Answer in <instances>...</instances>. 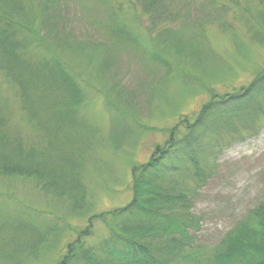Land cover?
Here are the masks:
<instances>
[{
    "label": "rangeland",
    "instance_id": "rangeland-1",
    "mask_svg": "<svg viewBox=\"0 0 264 264\" xmlns=\"http://www.w3.org/2000/svg\"><path fill=\"white\" fill-rule=\"evenodd\" d=\"M149 1L0 0V264L131 263L102 251L117 234L167 264L264 260L225 247L264 205V0ZM254 80L246 111L202 115Z\"/></svg>",
    "mask_w": 264,
    "mask_h": 264
},
{
    "label": "trees",
    "instance_id": "trees-1",
    "mask_svg": "<svg viewBox=\"0 0 264 264\" xmlns=\"http://www.w3.org/2000/svg\"><path fill=\"white\" fill-rule=\"evenodd\" d=\"M149 2H148L149 5L152 7L158 4V0H151ZM12 26H13V23H8V25L6 26L7 28L4 27V28L0 29V45L1 46L3 45L5 47L4 52L7 51V54H9V55H11L8 52L9 51V45H14V42L11 41V37H10L11 34L9 32V30H10L9 27H12ZM14 48L13 49L11 48L12 50L10 52L16 53V48L15 49ZM12 58H13V56H12ZM14 60H16V59H14ZM66 75L68 78L72 79L67 73H66ZM261 83H262V81L254 80L252 85L249 88H247L246 90L239 91V92L232 94V95H228V96H226L225 99L222 98L219 102H216V101H212V103L210 102L204 108L205 110L203 111L202 115L207 114L209 112V109L212 108L213 105L217 106L218 108L219 107L222 108V107L226 106L227 104H231V105H232V103L236 104L235 102L240 103L239 104V107H240L239 110H245L246 111L250 107L249 103H244L246 98L247 97H249V98L253 97L256 92H259L260 90H259V88H256V86L258 87L259 84H261ZM251 92H252V94H251ZM253 92H255V93H253ZM191 141H192V139H189V142H191ZM172 143L169 144L168 146L164 147L165 151L163 150L162 152H160L159 156L160 155L167 156L169 154V152L172 151V149L176 150L177 149L176 147H172L173 146ZM166 151H169V152L166 153ZM6 162H7V160L4 161L2 164L0 163V167H1V165H4ZM17 163H19V161ZM176 166H177V164H173L170 168L164 167L163 169H169L174 174L178 171L177 168H175ZM148 168L159 169V168H162V166L159 164L158 159L153 157L152 162L149 164ZM13 169H18L19 171H22L23 169H27V168L25 167L24 164L20 163V164H17V166ZM164 174H165V170H161L160 172H156L155 175L153 177H151L152 179L150 178L149 180H147L145 178L140 177L139 179L137 178L136 182L137 183L139 182L140 185L142 183L145 188L152 187L153 186L152 184H154L153 181L155 180L156 183H160L161 177ZM137 183H136V185H137ZM171 197H172L171 195L166 196L165 200L167 201V203H170ZM183 198H184V196H181V195L176 197V199H178V200H180V199L183 200ZM134 201H135V203H141V202H146V201H156V198H154V196H150L149 199L143 201V199H140V194H136V199ZM160 215L163 216V214H160ZM252 216L254 217V220L252 223H250L249 225L248 224H242L241 228L240 229L238 228V234L236 236H233V234H232L230 236V238H228L226 240V246L225 247H228L226 250V256H227L226 259L227 260L232 258L235 254H237V255L243 254L244 256H247L248 252L251 250V248H255V250H258V251L264 253V205L260 209L256 210ZM124 238L126 240L129 239L125 235L117 234L111 240L106 241L103 245V250H102L103 253L108 254L110 256H114L115 254L117 255V253L122 254V250H120V249H122L123 247H127L130 250L129 253H132V257L130 255V258H132L133 261H131V263H126V264H167L166 262H162V261L160 262L155 257L153 258L152 254H151V257H147V259H146L142 255L144 248L139 247L136 244V242H134V241H130V242H128L130 244H128V243L126 244L124 242H127V241ZM171 243H174L176 245H178V244L181 245L182 250H184V248H185V245L182 243H179V241H177V240H172ZM136 252H137V255H136ZM220 254H218V256ZM220 256H221V258H225L223 253ZM261 257H262V259H264V254H262ZM86 262H90V263H86ZM60 264H101V260H100V257L98 255V252L93 250V248L87 249V248H84V247H81L80 245H78L77 247L70 248V250L68 251V254L65 255V257L62 259ZM260 264H264V260Z\"/></svg>",
    "mask_w": 264,
    "mask_h": 264
}]
</instances>
